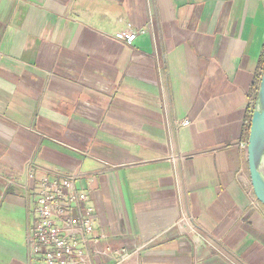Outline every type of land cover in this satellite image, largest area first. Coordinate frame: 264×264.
<instances>
[{
  "label": "crops",
  "instance_id": "1",
  "mask_svg": "<svg viewBox=\"0 0 264 264\" xmlns=\"http://www.w3.org/2000/svg\"><path fill=\"white\" fill-rule=\"evenodd\" d=\"M263 73L264 0H0V264H27L30 189L67 175L123 264H264Z\"/></svg>",
  "mask_w": 264,
  "mask_h": 264
},
{
  "label": "built area",
  "instance_id": "2",
  "mask_svg": "<svg viewBox=\"0 0 264 264\" xmlns=\"http://www.w3.org/2000/svg\"><path fill=\"white\" fill-rule=\"evenodd\" d=\"M116 38L132 45L137 33L128 28L120 31ZM29 178L36 179L33 168L29 170ZM78 179V175L55 180L43 177L39 185L30 189L34 205L28 224L27 264H98L96 258L99 257L112 264H123L127 260L125 249L98 248L103 236L96 232L94 208L89 195L78 190ZM250 198L252 207L261 204L253 188Z\"/></svg>",
  "mask_w": 264,
  "mask_h": 264
},
{
  "label": "water",
  "instance_id": "3",
  "mask_svg": "<svg viewBox=\"0 0 264 264\" xmlns=\"http://www.w3.org/2000/svg\"><path fill=\"white\" fill-rule=\"evenodd\" d=\"M247 153L251 185L257 200L264 206V73L254 105Z\"/></svg>",
  "mask_w": 264,
  "mask_h": 264
},
{
  "label": "trees",
  "instance_id": "4",
  "mask_svg": "<svg viewBox=\"0 0 264 264\" xmlns=\"http://www.w3.org/2000/svg\"><path fill=\"white\" fill-rule=\"evenodd\" d=\"M260 82H261V80L259 81L258 86L254 89V105H255V102H256V99H257V96H258ZM253 110H254V108L249 112V115H248V118H247V121H246V129H245V131H246L247 141H248L249 133H250V126H251V121H252Z\"/></svg>",
  "mask_w": 264,
  "mask_h": 264
}]
</instances>
